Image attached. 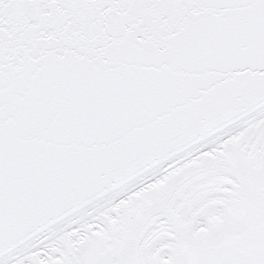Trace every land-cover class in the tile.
Returning <instances> with one entry per match:
<instances>
[{
    "label": "snow or ice",
    "instance_id": "obj_1",
    "mask_svg": "<svg viewBox=\"0 0 264 264\" xmlns=\"http://www.w3.org/2000/svg\"><path fill=\"white\" fill-rule=\"evenodd\" d=\"M0 264H264V0H0Z\"/></svg>",
    "mask_w": 264,
    "mask_h": 264
}]
</instances>
